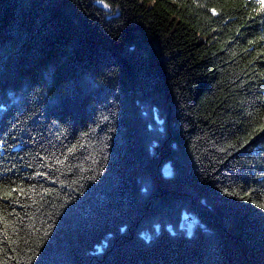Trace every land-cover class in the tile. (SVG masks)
<instances>
[{
	"label": "trees",
	"instance_id": "1",
	"mask_svg": "<svg viewBox=\"0 0 264 264\" xmlns=\"http://www.w3.org/2000/svg\"><path fill=\"white\" fill-rule=\"evenodd\" d=\"M260 205V0H0V264H264Z\"/></svg>",
	"mask_w": 264,
	"mask_h": 264
},
{
	"label": "snow or ice",
	"instance_id": "2",
	"mask_svg": "<svg viewBox=\"0 0 264 264\" xmlns=\"http://www.w3.org/2000/svg\"><path fill=\"white\" fill-rule=\"evenodd\" d=\"M261 4L264 5V0H260ZM10 195V193H9ZM7 198V197H6ZM262 208H264V205H260Z\"/></svg>",
	"mask_w": 264,
	"mask_h": 264
},
{
	"label": "rangeland",
	"instance_id": "3",
	"mask_svg": "<svg viewBox=\"0 0 264 264\" xmlns=\"http://www.w3.org/2000/svg\"><path fill=\"white\" fill-rule=\"evenodd\" d=\"M167 168H165L164 170H166ZM194 220H192L191 222H193ZM189 226L191 227L192 226V224H189Z\"/></svg>",
	"mask_w": 264,
	"mask_h": 264
}]
</instances>
